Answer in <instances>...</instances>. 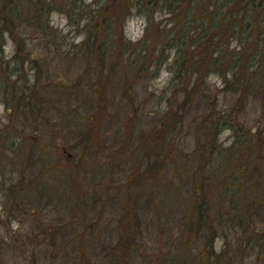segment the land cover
<instances>
[{
  "label": "rangeland",
  "instance_id": "1",
  "mask_svg": "<svg viewBox=\"0 0 264 264\" xmlns=\"http://www.w3.org/2000/svg\"><path fill=\"white\" fill-rule=\"evenodd\" d=\"M41 1H17L22 18L1 33L0 60L19 56L23 73L14 76L22 83L38 77L43 107L27 119L14 116L0 91V264H122L119 254L130 250L121 242L124 228L135 248L133 264L175 253L177 264H264V247L252 237L264 241V9L246 13L242 0H221L228 17L221 29L241 23L235 31L243 45L224 34L225 51L243 52L241 72L228 80L208 73L204 87L214 111L229 121L215 146L231 147L234 161L239 153L237 170L244 168L231 195L212 202L206 227L192 218L188 170L212 147L196 132L211 106L194 100L177 130L162 120L177 52L165 37L175 16L166 1L45 0L54 3L50 10ZM27 2L30 12L23 11ZM35 8L45 11L38 16ZM92 13L111 26L100 38L113 44L99 50L88 31ZM85 96L94 104L85 106ZM166 126V139L153 143L150 134ZM83 127L91 131L82 139ZM182 153L191 160L176 169L172 155ZM15 158L23 170L8 164ZM21 172L30 193L22 199L7 191L21 185ZM249 198L259 207L252 216L238 211Z\"/></svg>",
  "mask_w": 264,
  "mask_h": 264
},
{
  "label": "trees",
  "instance_id": "2",
  "mask_svg": "<svg viewBox=\"0 0 264 264\" xmlns=\"http://www.w3.org/2000/svg\"><path fill=\"white\" fill-rule=\"evenodd\" d=\"M17 1L19 0H0V50L3 46V41L1 39L2 31L11 29L16 25V16L18 19L22 18V11L20 10L23 6L19 3L17 4ZM165 1L167 11L170 14L175 15L172 20L173 26L165 29V37L171 41V44L172 42L175 43L177 52L175 53L174 62L171 66L175 82L173 84L172 93L167 96L168 105L162 120L164 119L163 121L165 123L171 120L170 129H173L176 127L175 124L179 123L178 121L183 119V117H187L186 115H188L190 111L189 104L192 105L194 100H198V104L202 101H207V106H211L204 114V117L201 118L200 123L197 124L196 132L197 135H205V137H207V139L205 138V141H209L210 146L212 143V147L207 151H201V154L196 157L197 162L193 163L196 164V166H193L188 170V172L190 171V180L193 183V197H195V202L191 209L192 218L194 222L207 227L209 224L208 221L211 220L213 213V209L211 207L212 202L217 195L218 197L220 196L219 200L221 201L223 195H231V187L240 184L237 172L244 168L240 165L237 170L238 161L236 160L241 159V157H239V153L237 154L238 159L236 158L234 161L231 147H224L222 148L223 150H218L215 146V139L218 137V133L223 127H225L226 124H229V121L228 119L224 120L225 116L221 112H216V109L214 111V101L209 99L208 89L204 87L206 74L208 73L215 71L221 77L226 78V80H228L227 77L229 73L240 74L241 68L238 66H240L239 64L242 61L241 55L243 52L234 53L231 52V50L225 51L227 39L224 38V34L233 36L237 40L239 34L235 31V27H238L241 23H237L233 28L230 27V22L229 26H225L226 28L221 29L226 20H228V17L225 16L224 9L222 8L224 5H221V0ZM55 2L65 4L63 1L55 0ZM28 3L29 2H27V6L23 8V11L28 10L27 12H30L29 9L31 10V8ZM38 3L46 6L45 9L48 8L49 10L51 6L54 5V3H48V1L46 3L45 0ZM263 4L264 1L262 0H242L240 4L242 8L240 9L242 10L248 8L246 13L250 10L256 11V9L259 8L263 10ZM38 6L39 5H36V7ZM35 11L36 14L40 16L45 10L35 8ZM29 14L30 13L24 15ZM251 14V17L255 15L254 12ZM97 17L98 15L96 13H92L87 18L88 25H91L88 31L91 35L90 39L92 40L95 50L97 46L99 50L103 45L113 44L112 42L109 43V41L100 38L101 33L108 34L111 26L106 25V19H103L102 21L100 20L99 22ZM246 18L248 19V14ZM219 27L220 29H218ZM239 38L241 45H243L244 38ZM98 40H103L102 45H99L100 43ZM219 44L220 48L217 47ZM158 46L163 49L167 47V44H165V42H160ZM160 56H164V54H159L155 63L160 64L163 60ZM235 56L238 57L235 58ZM18 57L16 56V59H12L10 62L0 60V91H2L1 95L4 93L1 100L9 104L11 109H15L12 113L14 116H24V118L27 119L26 116L37 115L41 112L40 109L43 107V102L38 99V96L40 95L37 91L38 77H36L34 82L26 81L23 83L21 80H17L15 78V73L20 76L23 73L24 68L18 64ZM29 58L34 60V56L32 55H29ZM144 58L147 59V55ZM38 73L40 74V70L37 69V74ZM181 96H183L182 99ZM82 99L85 100L84 103L87 107L94 104L91 103L90 101L92 100L87 99L86 96L82 97ZM10 108L8 111H12ZM84 127L81 131V133L83 132L81 134L82 136L80 135L82 139L84 138V134L86 132L88 133L91 131L90 127H86V129H84ZM166 127L167 128L162 130H156L153 132L154 134H150L153 143L159 144L162 138H164V140L166 139L165 131L168 130V126ZM175 130H177V128H175ZM10 143L11 147H15L19 142L17 143L16 140ZM151 156L152 155L150 153L149 157L151 158ZM172 157L176 158V169L182 165L183 167L188 165L191 160V158H189L190 156L185 153L179 155L176 154L175 156L172 155ZM194 159L195 156H192V161ZM8 164H12V169H16L18 171H20L22 167H20V163H18L17 158ZM150 169L155 170V165L151 164ZM145 171L146 168L144 173H146ZM21 176V185L15 187V185L10 184L7 191H12L11 193L14 194V197L20 196L22 199V197L30 196V193L27 191V185L29 184L26 180H24L22 172ZM151 194L152 193H150V196ZM208 195L212 197L211 200L209 199L210 197L207 199ZM257 208L259 209L256 200L249 198L247 207H244V209L241 208L238 211L241 213L243 212V214H246V212L250 213L252 216V213L254 215V211H257ZM221 215L222 214L218 217L222 219L225 218ZM230 218L233 219V217ZM121 225H123V222ZM124 231L125 234L121 232L124 235V237L123 235L121 237V242L124 240V242L130 243V245L126 244V247L130 248L131 251H135V248H133L131 244V236L129 237V233L127 234L126 228H124ZM252 237L255 240V245L261 248L264 247V241L257 239L254 233H252ZM188 245H190V242L186 245V247ZM130 250L123 249L122 253L119 254L122 264H133L135 254L131 253ZM115 256L117 260V254H115ZM179 258L180 255L175 253L173 256H164L161 261L154 259L150 262H157H154L155 264H177L176 262L174 263V261ZM135 260H137V258H135ZM144 263L149 264L146 257H144Z\"/></svg>",
  "mask_w": 264,
  "mask_h": 264
}]
</instances>
